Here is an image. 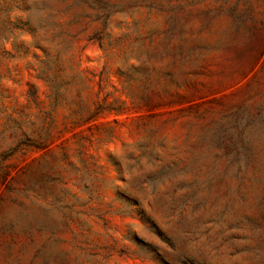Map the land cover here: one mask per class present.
<instances>
[{
	"label": "rangeland",
	"instance_id": "obj_1",
	"mask_svg": "<svg viewBox=\"0 0 264 264\" xmlns=\"http://www.w3.org/2000/svg\"><path fill=\"white\" fill-rule=\"evenodd\" d=\"M184 255L264 264V0H0V264Z\"/></svg>",
	"mask_w": 264,
	"mask_h": 264
},
{
	"label": "trees",
	"instance_id": "obj_2",
	"mask_svg": "<svg viewBox=\"0 0 264 264\" xmlns=\"http://www.w3.org/2000/svg\"><path fill=\"white\" fill-rule=\"evenodd\" d=\"M210 229H212V227L211 228H209L208 230H210ZM187 256L186 255H184L183 256V258L180 260V262H182V263H184V264H186L187 263V258H186ZM202 264H205V263H202Z\"/></svg>",
	"mask_w": 264,
	"mask_h": 264
}]
</instances>
